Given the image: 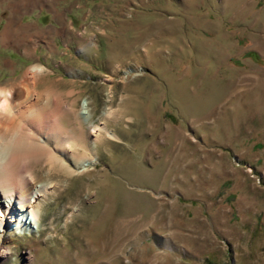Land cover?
Segmentation results:
<instances>
[{
    "label": "rangeland",
    "instance_id": "obj_1",
    "mask_svg": "<svg viewBox=\"0 0 264 264\" xmlns=\"http://www.w3.org/2000/svg\"><path fill=\"white\" fill-rule=\"evenodd\" d=\"M33 65L93 162L27 163L0 264H264V0H0V88Z\"/></svg>",
    "mask_w": 264,
    "mask_h": 264
},
{
    "label": "bare ground",
    "instance_id": "obj_2",
    "mask_svg": "<svg viewBox=\"0 0 264 264\" xmlns=\"http://www.w3.org/2000/svg\"><path fill=\"white\" fill-rule=\"evenodd\" d=\"M2 35V42L10 39L8 29ZM43 78L44 67L33 65L22 75L16 86L10 89L0 88V254L2 257L10 254L9 247H6L7 233L14 231L18 234H28L31 231L30 227L40 222L38 212L33 209V203L27 207L32 209L34 216L32 219L28 213L21 212L16 207L26 202V194L32 190L36 181L35 173L25 170L27 163L36 158L39 162L41 160L45 163V166H49V173L58 175L60 172L73 174L80 169L87 172L93 162L89 154L75 162L76 158L73 156L78 150L72 142L73 138L65 141L61 139L60 130H57L60 124L58 118L64 116L67 111L53 104L50 105L49 97L55 99L56 93L49 92ZM82 114L87 115V120L90 119L89 111ZM67 150L73 153V158L68 157ZM49 191L48 188L39 190L40 195H47ZM9 216H11L10 221Z\"/></svg>",
    "mask_w": 264,
    "mask_h": 264
}]
</instances>
